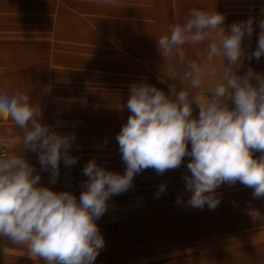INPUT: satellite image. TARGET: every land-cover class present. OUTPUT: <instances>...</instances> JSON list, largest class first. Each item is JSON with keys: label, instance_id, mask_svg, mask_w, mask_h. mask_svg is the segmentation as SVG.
<instances>
[{"label": "rangeland", "instance_id": "rangeland-1", "mask_svg": "<svg viewBox=\"0 0 264 264\" xmlns=\"http://www.w3.org/2000/svg\"><path fill=\"white\" fill-rule=\"evenodd\" d=\"M166 1L167 6L161 0H123L114 8L93 0H0V90L29 93L40 108L42 123L58 133L75 134L70 154L79 157L78 162L66 167L61 161L52 184L37 154L21 150L15 137L22 131L0 121V131L6 124L13 128V138L0 141V149L24 155L41 175V185L79 198L88 179L83 168L92 159L109 171L124 173L115 137L130 116V86L147 83L166 94L169 85L177 91L184 87L178 78L163 77L172 67L182 73L184 66L177 63L178 57L164 61L156 40L189 9L222 14L226 31L253 17L255 30L251 38L245 37L243 47L248 55L255 51L264 0ZM22 40L34 46H21ZM35 44L48 52L41 54ZM206 44L196 48L203 54ZM196 48L185 45L186 56L195 59ZM217 63L223 65L222 60ZM249 67L264 74V56L245 58L237 74L244 75ZM210 87L206 83L200 94L207 97ZM229 106L234 107L231 102ZM192 107L193 117H198L199 108ZM190 159L163 174L143 170L128 191L110 198L108 210L96 221L105 244L94 264H264V219L254 220L247 211L250 206L264 216V198H254L253 189L239 182L225 183L216 189L220 203L214 210L191 207L183 179ZM162 184L166 188L159 192ZM0 264L44 261L30 258L24 246L0 236Z\"/></svg>", "mask_w": 264, "mask_h": 264}, {"label": "clouds", "instance_id": "clouds-1", "mask_svg": "<svg viewBox=\"0 0 264 264\" xmlns=\"http://www.w3.org/2000/svg\"><path fill=\"white\" fill-rule=\"evenodd\" d=\"M93 3L115 8L123 0ZM224 19L215 10L191 8L157 38L164 61L178 57L177 63L184 66L182 73L172 67L163 77L178 78L184 87L177 91L169 85L166 94L147 83L130 86L126 104L130 116L115 137L123 174L90 160L82 173L88 179L77 198L41 185V175L24 155L16 151L0 155V236L24 246L30 258L44 264H94L105 244L96 221L108 210L110 198L128 191L143 170L163 174L180 168L186 157L191 159L183 179L191 192L187 202L191 207L207 205L214 210L220 203L216 189L225 183L239 182L253 189L254 198H264V74L251 67L244 75L237 74L245 58L264 56V19L250 55L243 41L253 35L254 18L235 22L227 31ZM205 42L202 54L196 46ZM185 45L196 48L195 59L186 56ZM206 83L211 85L207 97L200 94ZM193 104L199 108L198 117H193ZM0 121L22 131L15 137L21 150L37 154L41 168L50 171L52 184L61 161L66 167L78 162L79 157L70 154L75 134H61L42 123L40 108L29 93L0 90ZM0 136L13 138V128L6 124ZM254 152L261 154L254 158ZM165 188L162 184L159 192ZM247 211L254 220L264 219L250 206Z\"/></svg>", "mask_w": 264, "mask_h": 264}, {"label": "bare ground", "instance_id": "bare-ground-1", "mask_svg": "<svg viewBox=\"0 0 264 264\" xmlns=\"http://www.w3.org/2000/svg\"><path fill=\"white\" fill-rule=\"evenodd\" d=\"M254 1V0H253ZM54 2V1H53ZM161 2H162V4H164L165 6H167V1L166 0H161ZM245 2H248V1H245ZM249 2H252V0L251 1H249ZM231 3H238L237 1H235V0H232V1H230L228 4H231ZM240 3V2H239ZM254 3V2H253ZM260 3H263L264 4V2L263 1H261ZM71 6V5H70ZM37 9V8H36ZM56 9H57V7H56ZM157 10V9H156ZM79 11V10H78ZM158 12V11H157ZM12 23V22H11ZM38 23V22H37ZM160 24V23H159ZM3 26V25H2ZM1 28V27H0ZM4 28V27H3ZM75 28V27H74ZM81 29V28H80ZM164 29V28H163ZM167 30V29H166ZM46 36V35H45ZM29 43V42H28ZM76 44V43H75ZM21 46H26V45H30V46H34V44H24V43H21L20 44ZM35 45H37V46H39L38 44H35ZM53 45V44H52ZM85 45V44H84ZM40 47V53L41 54H46V53H44L45 51L46 52H48V49H47V47H43V46H39ZM87 47V46H86ZM96 47V46H95ZM94 47V48H95ZM99 47V46H98ZM101 47V46H100ZM60 48V47H59ZM97 48V47H96ZM108 48H110V47H108ZM100 49H102V48H100ZM105 49V48H104ZM106 50V49H105ZM33 51V50H32ZM36 51V50H35ZM107 51H109V50H107ZM114 54H116V53H114ZM127 56V55H126Z\"/></svg>", "mask_w": 264, "mask_h": 264}, {"label": "crops", "instance_id": "crops-1", "mask_svg": "<svg viewBox=\"0 0 264 264\" xmlns=\"http://www.w3.org/2000/svg\"><path fill=\"white\" fill-rule=\"evenodd\" d=\"M29 42V43H28ZM21 43H24V44H33L32 42L28 41V40H22ZM32 52V51H30ZM38 53V52H37ZM1 130V129H0ZM10 138L8 137H3V136H0V141H5V140H9Z\"/></svg>", "mask_w": 264, "mask_h": 264}, {"label": "built area", "instance_id": "built-area-1", "mask_svg": "<svg viewBox=\"0 0 264 264\" xmlns=\"http://www.w3.org/2000/svg\"><path fill=\"white\" fill-rule=\"evenodd\" d=\"M5 154L4 151L2 149H0V155Z\"/></svg>", "mask_w": 264, "mask_h": 264}]
</instances>
